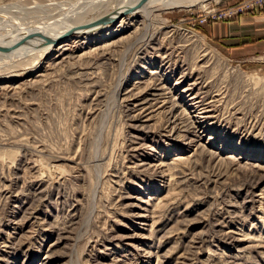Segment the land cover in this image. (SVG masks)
I'll return each mask as SVG.
<instances>
[{
  "label": "rangeland",
  "instance_id": "1",
  "mask_svg": "<svg viewBox=\"0 0 264 264\" xmlns=\"http://www.w3.org/2000/svg\"><path fill=\"white\" fill-rule=\"evenodd\" d=\"M127 1L0 0V43ZM241 1L152 0L0 61V264H264V60L190 25Z\"/></svg>",
  "mask_w": 264,
  "mask_h": 264
},
{
  "label": "bare ground",
  "instance_id": "2",
  "mask_svg": "<svg viewBox=\"0 0 264 264\" xmlns=\"http://www.w3.org/2000/svg\"><path fill=\"white\" fill-rule=\"evenodd\" d=\"M139 2H142V3L137 8V10H135L133 13L127 14V15H135L138 12H142L143 14L146 15L147 18L150 17V14H151L152 10H151L149 4L152 2V0H129V1H127V3L122 8L117 10L115 13H111L110 15H104V16H108L109 17L108 20H111L112 24L114 22H118L117 20L121 19V21L119 23L120 27L118 26L119 28H121L123 26V24L126 22L125 19L127 18V15L124 14L125 8L128 7V6H132V5L138 4ZM231 7H233V6H231ZM256 10L264 12V10H260V9H256ZM256 10H254V11H256ZM251 12H253V11H251ZM245 13H250V12H245ZM245 13H241V14L235 15V17H237L239 15H242V14H245ZM124 16H126V17H124ZM101 17H103V16H101ZM101 17H99V18H101ZM80 18L82 19V17H80ZM99 18L93 19V20H90V21H87V20L86 21H82L83 19L81 21L78 20L76 22L72 21V23L64 24L63 26H61V24H60L59 27H57L58 25L56 26V24L55 25H51V26H47V27H44V28H43V26H37V27H34V29H25V30H22L20 27H15V30L17 32L22 33V37L20 36L21 38L20 37H19L20 39L18 38L17 43H14V42L12 43L11 40H8V41H6V42H4L2 44L0 43V61H3L4 59H9V58H11V57H13L15 55H20L21 56L22 53L27 52V50H28V48L30 46L32 47V49H34L35 46L37 48L39 45H43L42 43H45V42H51L53 47L58 45L57 51L61 50V49H63L66 46L65 44H63V42H65L63 40H66L69 36H73V35H78V34L79 35H84V34L89 35V33L100 32V31H102L104 33H107L106 35L110 34L109 32H107V31H109L111 29L110 23H109L110 21L107 20L108 22H106V23L104 22L102 24L101 22H99L101 24H98V22H96V20H98ZM67 20H68V18H67ZM67 22L69 23V21H67ZM45 35H50V36H45ZM30 42H32V43H30ZM27 44H28L29 47H27ZM48 44L49 43H47L46 45H48ZM185 93L184 92L181 93V96H182V94H185ZM195 98H196V95H194V97L192 99V102H193V100ZM175 99H176V97L174 99L173 98L167 99V102H164L162 107L164 108L165 105L175 106V102H174ZM145 102H146V104L150 105L151 100L148 99ZM152 108H154V104L153 105L151 104L150 106H148L146 111L148 109H152ZM170 108H171V113H172L173 109H172V107H168V109H170ZM204 117H207V116H204ZM201 125L202 124H199L197 129H199V127L201 128ZM203 126L204 127L202 129H200V130H203L202 132H200V134L202 136H203V133L205 131H207V129H208L207 128L208 126H205L204 124H203ZM173 129L175 130V128H173Z\"/></svg>",
  "mask_w": 264,
  "mask_h": 264
},
{
  "label": "crops",
  "instance_id": "3",
  "mask_svg": "<svg viewBox=\"0 0 264 264\" xmlns=\"http://www.w3.org/2000/svg\"><path fill=\"white\" fill-rule=\"evenodd\" d=\"M202 31L226 59L242 66L253 64L256 56L264 60V12L253 11L206 24Z\"/></svg>",
  "mask_w": 264,
  "mask_h": 264
},
{
  "label": "built area",
  "instance_id": "4",
  "mask_svg": "<svg viewBox=\"0 0 264 264\" xmlns=\"http://www.w3.org/2000/svg\"><path fill=\"white\" fill-rule=\"evenodd\" d=\"M256 9L264 10V0H242L233 7L225 6L224 8L212 7L205 10V13L192 18L191 27L196 25L206 24L208 21L215 20H230L235 18V15L251 12ZM190 31V30H188ZM199 33V32H197Z\"/></svg>",
  "mask_w": 264,
  "mask_h": 264
},
{
  "label": "water",
  "instance_id": "5",
  "mask_svg": "<svg viewBox=\"0 0 264 264\" xmlns=\"http://www.w3.org/2000/svg\"><path fill=\"white\" fill-rule=\"evenodd\" d=\"M141 3L142 2H139L138 4L126 7L124 10V14L127 15V14L133 13L135 10H137V8L140 6ZM108 19H109L108 16H103V17L99 18L98 20H96V22H98V24H101V23L103 24L104 22L106 23L108 21H110L109 23H112V21L108 20ZM99 22H101V23H99Z\"/></svg>",
  "mask_w": 264,
  "mask_h": 264
}]
</instances>
